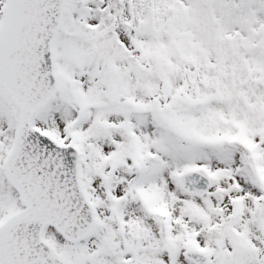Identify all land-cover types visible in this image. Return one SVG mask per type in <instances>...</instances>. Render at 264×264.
<instances>
[{
  "label": "snow or ice",
  "instance_id": "1",
  "mask_svg": "<svg viewBox=\"0 0 264 264\" xmlns=\"http://www.w3.org/2000/svg\"><path fill=\"white\" fill-rule=\"evenodd\" d=\"M0 264H264V0H0Z\"/></svg>",
  "mask_w": 264,
  "mask_h": 264
}]
</instances>
